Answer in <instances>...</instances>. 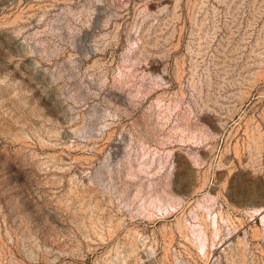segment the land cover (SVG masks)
Instances as JSON below:
<instances>
[{"label": "rangeland", "instance_id": "obj_1", "mask_svg": "<svg viewBox=\"0 0 264 264\" xmlns=\"http://www.w3.org/2000/svg\"><path fill=\"white\" fill-rule=\"evenodd\" d=\"M0 264H264V0H0Z\"/></svg>", "mask_w": 264, "mask_h": 264}]
</instances>
